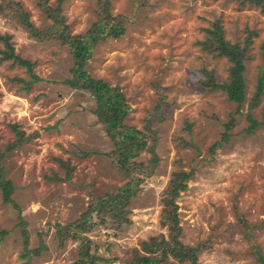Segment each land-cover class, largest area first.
<instances>
[{
	"label": "rangeland",
	"instance_id": "374dc122",
	"mask_svg": "<svg viewBox=\"0 0 264 264\" xmlns=\"http://www.w3.org/2000/svg\"><path fill=\"white\" fill-rule=\"evenodd\" d=\"M14 1L38 28L47 27L50 20L37 0ZM48 3L55 6L56 0ZM61 10L70 33H83L97 18V0H63ZM110 10L123 17L124 33L96 44L87 72L120 88L130 104L128 124L143 128L155 106L166 104L162 119L151 124L157 163L145 149L137 157L154 168L151 175L138 174L145 180L128 205L130 223L120 230L97 225L86 233L97 264H124L144 240L167 234L160 197L179 170L193 172L177 198L180 239L197 247L199 264H264V87L250 109L264 65V15L225 0H111ZM6 11L0 12V35L9 34L40 80L25 88L16 78H31L26 67L0 60V148L14 142L13 125L30 136L6 152L17 207L0 195V264H73L78 244L70 238L60 243L57 224L78 219L128 178L112 167V143L93 113L92 97L64 83L73 64L68 47L46 34L32 36ZM216 21L231 42L243 41L247 28L255 32L244 61L240 113L222 89L209 88L210 77L226 80L230 64L200 44ZM249 110L259 121L250 132ZM232 117L223 140L224 123Z\"/></svg>",
	"mask_w": 264,
	"mask_h": 264
},
{
	"label": "trees",
	"instance_id": "16d2710c",
	"mask_svg": "<svg viewBox=\"0 0 264 264\" xmlns=\"http://www.w3.org/2000/svg\"><path fill=\"white\" fill-rule=\"evenodd\" d=\"M63 0H56L55 6L48 3V0H37L36 4L41 9L47 19L50 20L44 29L38 28L30 19L27 12L18 1L0 0V12L11 13L18 17L19 22L29 30V33L37 38L43 34L53 40L60 41L67 46L73 64L70 68L71 77L64 83L73 89L86 91L94 100L95 114L99 123L104 127V131L112 143V149L108 153L112 158V167L127 176V180L121 184L116 192H107L89 204L88 209L82 215L65 225L57 224V236L60 243L66 239H73L77 244V256L73 264H97L95 251L91 250L92 241L86 233L97 225L120 230L123 225L130 223L129 208L131 199L140 190L144 175L152 174L153 164L144 165L137 160L142 150H148L154 156L151 161L157 163L156 143L158 137L156 129L152 128V119L160 120L161 107L164 100L155 106L153 112L145 117V125L138 128L126 122L130 104L118 86H111L106 81L92 77L86 70L88 60L92 51L99 41L108 37L117 38L124 33L125 21L118 14H112L110 10L111 0H97V18L90 27L83 33H70L69 25L64 21L61 10ZM235 2L240 7H256L264 15V0H225ZM243 41L231 42L226 39L224 30L219 21L213 27L205 29V38L200 42L203 49L215 56H224L229 61L228 76L226 80L217 82L213 77L209 78V88L222 89L229 100L237 104L236 112L240 113V108L246 100V83L244 78L247 50L255 34L250 29L244 30ZM3 47H0V60H12V63L26 67V72L30 74V79L23 77L16 79L22 81V86L29 88L33 82L39 81L38 75L33 73L34 63L18 55L13 44L9 41L8 35H0ZM206 83V81H205ZM264 87V65L257 78L256 91L250 100V109L257 104ZM166 104V103H165ZM249 124L246 131H252L259 121L254 119L251 110L247 113ZM236 119L230 118L224 123V131L221 137L228 139V131L232 128ZM16 138L10 143L5 151L0 148V195L4 203H10L17 207V203L12 198L15 190L13 181L7 177V165L5 162L6 152L22 145L30 139L24 136L22 130L13 125ZM151 144V145H149ZM83 152L82 155H86ZM138 174H144L138 176ZM193 172L186 170L174 171L168 180L167 185L161 192L160 223L167 229V234L160 233L144 240L139 248L132 250L131 257L124 264H171L169 258H175L183 264H199L198 249L184 244L181 239V226L179 223L177 198L180 193L187 189L188 181L192 178ZM27 239L24 241L23 250L26 249ZM96 250L97 247L94 246Z\"/></svg>",
	"mask_w": 264,
	"mask_h": 264
}]
</instances>
